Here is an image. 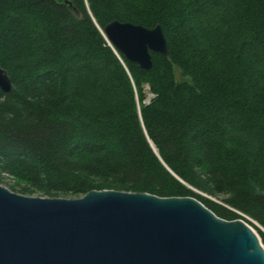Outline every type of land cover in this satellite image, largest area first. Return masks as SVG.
Listing matches in <instances>:
<instances>
[{
	"label": "trees",
	"instance_id": "trees-1",
	"mask_svg": "<svg viewBox=\"0 0 264 264\" xmlns=\"http://www.w3.org/2000/svg\"><path fill=\"white\" fill-rule=\"evenodd\" d=\"M70 1L0 0V183L193 196L264 243V0ZM116 19L160 24L169 53L130 61Z\"/></svg>",
	"mask_w": 264,
	"mask_h": 264
},
{
	"label": "water",
	"instance_id": "water-1",
	"mask_svg": "<svg viewBox=\"0 0 264 264\" xmlns=\"http://www.w3.org/2000/svg\"><path fill=\"white\" fill-rule=\"evenodd\" d=\"M102 32L146 70L152 52L169 53L160 24L116 19ZM12 87L0 66V89ZM0 264H264V243L244 219L220 217L193 196L92 189L48 197L0 183Z\"/></svg>",
	"mask_w": 264,
	"mask_h": 264
},
{
	"label": "rangeland",
	"instance_id": "rangeland-1",
	"mask_svg": "<svg viewBox=\"0 0 264 264\" xmlns=\"http://www.w3.org/2000/svg\"><path fill=\"white\" fill-rule=\"evenodd\" d=\"M145 91H146V94H147V98L149 99L151 96H152V93L150 92V90H149V88L148 87H146L145 88ZM4 185V184H3ZM204 194V193H203ZM204 195H207V194H204ZM208 196V195H207ZM209 197H211V196H209ZM213 200H215V201H218V202H220V198L221 197H211ZM253 227V226H252ZM254 228V227H253ZM256 231H257V229L256 228H254ZM261 229H262V227H261ZM264 229V228H263ZM262 229V230H263ZM258 233V232H257Z\"/></svg>",
	"mask_w": 264,
	"mask_h": 264
},
{
	"label": "bare ground",
	"instance_id": "bare-ground-1",
	"mask_svg": "<svg viewBox=\"0 0 264 264\" xmlns=\"http://www.w3.org/2000/svg\"><path fill=\"white\" fill-rule=\"evenodd\" d=\"M259 235V234H258Z\"/></svg>",
	"mask_w": 264,
	"mask_h": 264
}]
</instances>
